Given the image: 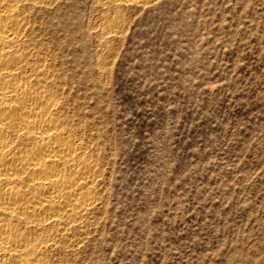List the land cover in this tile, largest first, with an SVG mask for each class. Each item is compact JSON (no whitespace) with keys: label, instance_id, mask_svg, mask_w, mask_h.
<instances>
[{"label":"rangeland","instance_id":"rangeland-1","mask_svg":"<svg viewBox=\"0 0 264 264\" xmlns=\"http://www.w3.org/2000/svg\"><path fill=\"white\" fill-rule=\"evenodd\" d=\"M26 8L97 168L49 264H264V0Z\"/></svg>","mask_w":264,"mask_h":264},{"label":"bare ground","instance_id":"bare-ground-1","mask_svg":"<svg viewBox=\"0 0 264 264\" xmlns=\"http://www.w3.org/2000/svg\"><path fill=\"white\" fill-rule=\"evenodd\" d=\"M31 1L0 0V264H49L48 247L97 201L96 164L64 114L63 88L30 52Z\"/></svg>","mask_w":264,"mask_h":264}]
</instances>
